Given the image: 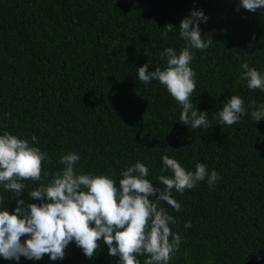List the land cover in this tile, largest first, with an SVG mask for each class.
<instances>
[{"label":"trees","instance_id":"obj_1","mask_svg":"<svg viewBox=\"0 0 264 264\" xmlns=\"http://www.w3.org/2000/svg\"><path fill=\"white\" fill-rule=\"evenodd\" d=\"M239 0H0V132L20 138L35 135L58 171L61 155L79 153L84 173L119 178L136 161L149 167L154 183L161 156L175 158L187 170L196 162L215 169L220 179H207L183 194L172 227L182 237L171 264H264V120L242 117L232 126L213 119L228 98L245 105L264 103V92L239 81L247 62L264 72V10L240 8ZM192 10H203L202 39L207 49H192L197 88L192 102L207 111L210 127L191 129L180 122V106L157 81L145 86L136 69L163 68L166 47L179 52L184 41L178 27ZM11 113L9 117L7 114ZM166 150V151H165ZM170 175V173H164ZM28 184V191L39 182ZM154 184V187H159ZM10 212L17 206L3 192ZM158 196V194H157ZM21 199L29 200L25 190ZM9 200V201H8ZM191 222L185 228V222ZM25 237H21L23 241ZM65 259L21 258L0 264H117L118 256L101 245L89 259L71 242ZM141 264L144 256L138 257Z\"/></svg>","mask_w":264,"mask_h":264},{"label":"clouds","instance_id":"obj_2","mask_svg":"<svg viewBox=\"0 0 264 264\" xmlns=\"http://www.w3.org/2000/svg\"><path fill=\"white\" fill-rule=\"evenodd\" d=\"M240 8L264 10V0H239ZM207 20L203 10H192L178 27L167 25L169 32L179 29L184 46L179 52L164 48L160 53L161 60H166L163 68L156 66L149 71L148 62L136 69L139 84L157 81L167 90L181 108L180 122L191 129L210 127L208 112L198 110L192 102L197 83L191 67L192 49L204 50L211 44L201 34L200 24ZM241 68L239 81L249 90L264 92V72L247 62ZM245 116L256 123L264 120V103L252 101L246 106L241 96L232 94L213 119L219 125L232 126ZM38 144L35 135L28 139L7 130L0 132V190L13 193L9 200L17 204L10 212L0 194V258L4 260L19 262L23 257L40 261L48 254L50 261H62L66 248L74 242L89 259L101 245H107L109 256H118L117 264H141L140 256L145 257L143 264H171L180 251L182 237L172 230L177 218L161 206L162 202L180 212L182 205L173 192L183 194L206 179L212 187L220 179L215 169L209 171L202 162H196L194 171L187 170L167 154L160 158L161 174L154 178L155 183L149 179V167L141 161L122 169L119 178L84 173L78 167L79 153L69 151L60 156L58 163L63 167L58 171L44 169L43 176L49 178L45 183L42 162L49 161V154ZM26 181L39 182V186L28 191ZM25 190L30 201L40 203L21 199ZM191 226L190 221L185 222V228Z\"/></svg>","mask_w":264,"mask_h":264}]
</instances>
